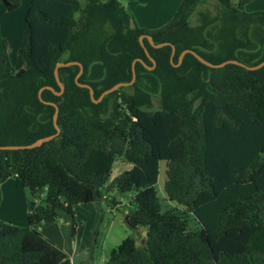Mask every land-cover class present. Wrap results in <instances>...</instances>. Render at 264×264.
Returning a JSON list of instances; mask_svg holds the SVG:
<instances>
[{"label": "trees", "instance_id": "obj_1", "mask_svg": "<svg viewBox=\"0 0 264 264\" xmlns=\"http://www.w3.org/2000/svg\"><path fill=\"white\" fill-rule=\"evenodd\" d=\"M15 10L22 0H0ZM212 2L192 17L201 3ZM244 0H181L163 26H141L120 0H31L28 36L15 70L8 41L0 39V145L27 144L57 133L55 106L39 97L41 87L61 90L59 61L78 60L82 83L95 97L121 81L127 86L92 99L76 81L79 64L60 67L64 92L45 88L42 98L59 105L60 132L31 148L0 149L1 185L15 178L32 196L27 225L0 218V264H74L68 251L38 227L73 217L79 204L98 202L111 189H136L130 224L146 226L142 243L126 236L106 264H264V65L211 67L192 52L220 63L264 60V9L246 11ZM151 34L156 43L139 37ZM162 106L152 109L153 95ZM151 108V109H150ZM119 157L132 162L108 186ZM167 162L166 192L186 208L163 209L160 163ZM45 197L40 200L41 193ZM111 202L116 203L115 200ZM199 222L191 228L188 216ZM94 228L91 247L99 223Z\"/></svg>", "mask_w": 264, "mask_h": 264}, {"label": "rangeland", "instance_id": "obj_2", "mask_svg": "<svg viewBox=\"0 0 264 264\" xmlns=\"http://www.w3.org/2000/svg\"><path fill=\"white\" fill-rule=\"evenodd\" d=\"M121 1L124 5H127V0ZM162 6L164 5L162 4ZM206 6L209 7L212 14L216 13V7L212 2H209L207 4L201 3L192 17V21L194 23L198 22V11L200 9H205ZM167 10L168 12H170L168 8ZM7 11L12 10L7 9ZM0 16L2 22L4 20L6 22L11 21L9 15H5L3 11L2 13H0ZM13 20L15 23L14 35L16 37L3 29V33L0 35V39L5 38L8 41V45L11 44L10 51H12L11 54L9 51V55L14 69L17 70L20 69L22 66H25V61L22 58L20 49L25 43V39L28 34V29L24 15L20 20H16V16L15 18H13ZM19 43L21 47L16 49ZM126 86L128 87L127 89L129 91L133 90L132 86ZM161 106L162 102L160 99V95H153L152 109H159L161 108ZM132 165L133 163L128 161L124 157L117 158L113 164L111 176L103 189L107 192L108 186L112 183L116 176H118L124 170L131 168ZM166 170L167 162L165 160H162L160 163V175L157 186L160 198L162 200L163 209L165 210L168 208H186V205L183 202H179L174 198L168 196L166 192ZM27 191L30 193L28 188ZM107 194V198H103L98 202L79 205L76 211L77 226L75 234H73V217L65 212L59 211L58 218L53 224H42L44 225V227H49L55 230L54 232L50 230L53 234V240L55 242L61 244L62 246L65 244L68 248L75 246L79 247V250L71 256L74 261V264H106V261L110 256L111 249L119 245L120 242L128 235H132L138 238V243H142V241H144V237L146 236L147 232V227L139 226L135 228L129 223V220L126 218L128 212L134 208L133 199L136 194V189L134 188L132 190L124 192H120L117 189H111ZM44 197L45 191L41 193L40 200H43ZM22 200L23 198L21 197V195L17 194L14 200H9L4 207L2 206V209L0 211L4 212L5 210H12V208H14L15 203L18 204L19 209L23 210L24 207H20L22 205ZM24 200L26 199L24 198ZM112 200H115V202H117L113 203L111 202ZM101 216L102 220L99 223L98 228L96 229V231H98V233L96 234V240L93 246L91 247V240L94 235V228L95 226H97V221ZM0 218L9 222V219L6 217ZM188 219L189 226L191 228L200 227L199 222L196 220V218H194V216H192V214L188 216ZM19 220L21 219H17L15 220V222H20Z\"/></svg>", "mask_w": 264, "mask_h": 264}, {"label": "crops", "instance_id": "obj_3", "mask_svg": "<svg viewBox=\"0 0 264 264\" xmlns=\"http://www.w3.org/2000/svg\"><path fill=\"white\" fill-rule=\"evenodd\" d=\"M239 1L240 0H231L232 6H237L239 4ZM180 2H181V0H127V5L125 4V6L128 9H130L131 12L134 13L137 22L141 26H145L148 28H158V27H161L164 24H166L172 18L176 9L178 8ZM30 3H31V0H22L21 5L18 8H16L15 10H12V11H7L6 6L3 3H1V1H0V13H2V11H3L5 13V15H9V17L11 18V21H9V22H6L5 20L2 22L1 16H0V35L3 33V29H4V30H6V32L11 33L13 36H15L14 35L15 23H14L13 18H15V16H16V20H18V19L20 20L23 15L25 17L26 12L30 6ZM121 3H122V1H121ZM162 4L164 6H162ZM167 8L170 10V12H168ZM243 8L246 11L263 10L264 9V0H244ZM27 29H28V25H27ZM24 36H25V34H24ZM27 36H28V34H27ZM26 39H27V37H26ZM26 39H25V41H26ZM8 47H9V51H10L11 44L8 45ZM19 47H21L20 43L16 49H18ZM11 51H10V54H11ZM17 194L21 195V197L23 198L22 205L20 207H24V209L23 210L19 209L18 204L15 203L14 208H12V210H10V211L5 210L4 212L0 211V217H6L9 219V222L14 223V224L21 223V225L22 224L27 225V223H28V221H27L28 220V211L30 209V203H31L32 196L27 191V187L24 186L23 184H21L17 179L11 177L2 183V185H1V197H0V210L2 209V206L4 207L9 200H14V198ZM24 198L26 200H24ZM91 203H93V202H91ZM81 204H83V203H81ZM81 204H79V205H81ZM86 204H88V203H86ZM79 205H78V207H79ZM78 207H77V209H78ZM60 212H62V211H60ZM17 219H21V220H19L20 222H15V220H17ZM42 224L43 223H40L38 225V227L43 231V233L45 235H47L48 237L53 239V234L51 233L50 230H52L53 232L55 230L51 229L49 227H44V225H42ZM48 225H51V224H48ZM48 225H46V226H48ZM63 246L68 251L70 256H72V254H74L76 251L79 250L78 249L79 247H77V246L70 247V248H68L67 245H65V244ZM73 263H74V261H73Z\"/></svg>", "mask_w": 264, "mask_h": 264}, {"label": "water", "instance_id": "obj_4", "mask_svg": "<svg viewBox=\"0 0 264 264\" xmlns=\"http://www.w3.org/2000/svg\"><path fill=\"white\" fill-rule=\"evenodd\" d=\"M147 37L149 39V42L155 46V47H162L164 45H171L172 46V53H171V60L173 61V58H174V55H175V52H176V46L174 43L170 42V41H164V42H160V43H156L153 36L151 34H142L140 35L139 39L141 41V43L143 44L145 50H146V53L147 55L153 60L154 64L152 66H148L150 69L154 68L155 65H156V60L155 58L151 55L149 49L147 48V46L145 45V42H144V38ZM188 52H192L199 60H201L203 63L211 66V67H221V66H224L228 63H236V64H239V65H242L248 69H257V68H260L264 65V60L261 61L260 63L258 64H255V65H248L246 63H244L243 61H240L238 59H235V58H232V59H227L225 61H222L220 63H215V62H212L208 59H206L204 56H202L200 53H198L196 50L192 49V48H186L184 49L180 55H179V61L178 63H175V65H180L184 59V56L186 53ZM137 60H141L142 62L145 63L144 59L143 58H137V59H134L133 60V77L130 81H121V82H118L116 84H114L112 87L104 90L101 95L96 98L95 97V89L90 85V84H87V83H82L79 81V77L80 75L83 73L84 71V65L82 62L78 61V60H70V61H59L57 64H56V67H55V77L57 79V82L59 83L60 87H61V90L57 91L54 89L53 86L51 85H46V86H43L40 88L39 90V97L46 103H50L52 105L55 106V113H54V118H53V121H54V124H55V127L57 128V133L55 134H50V135H46V136H43V137H40L38 138L37 140L31 142V143H27V144H5V145H0V149H19V148H31V147H35V146H38V145H41L43 142L45 141H48L52 138H54L59 132H60V126L58 124V115H59V105L58 103H56L55 101H48V100H44L42 98V92L45 88H50V89H53L57 94H62L64 92V89H65V85L64 83L62 82L61 80V77H60V72H59V69L60 67L62 66H65V65H72V64H79L80 65V70L78 72V74L76 75V81L78 82L79 85L81 86H86L90 89V93H91V97L94 101L96 102H99L101 101L107 94H109L110 92H113L114 90L118 89L120 86H126V85H131L135 82L136 80V77H137V72H136V61ZM126 218L128 219V215L126 216ZM130 223V222H129Z\"/></svg>", "mask_w": 264, "mask_h": 264}]
</instances>
